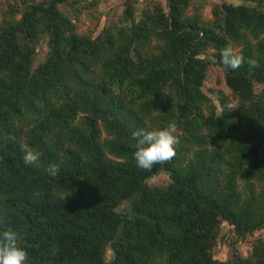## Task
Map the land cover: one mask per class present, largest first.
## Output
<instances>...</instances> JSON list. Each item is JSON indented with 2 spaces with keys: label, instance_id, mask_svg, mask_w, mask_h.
Returning <instances> with one entry per match:
<instances>
[{
  "label": "trees",
  "instance_id": "obj_1",
  "mask_svg": "<svg viewBox=\"0 0 264 264\" xmlns=\"http://www.w3.org/2000/svg\"><path fill=\"white\" fill-rule=\"evenodd\" d=\"M2 1L0 230L22 234L28 264H264L262 237L245 258L213 257L224 226L240 241L264 229V9L252 4L263 0H218L211 20L187 15L190 0H123L126 24L94 36L72 13L87 0ZM227 45L259 66L225 69ZM169 123L176 156L138 168L132 133ZM22 144L41 153L36 165Z\"/></svg>",
  "mask_w": 264,
  "mask_h": 264
},
{
  "label": "rangeland",
  "instance_id": "obj_2",
  "mask_svg": "<svg viewBox=\"0 0 264 264\" xmlns=\"http://www.w3.org/2000/svg\"><path fill=\"white\" fill-rule=\"evenodd\" d=\"M234 4L244 3L242 0H231ZM2 0H0V25L2 24ZM151 6L160 3V6H165V0H147ZM219 2L218 0H190V3L186 9V14H200L203 19L211 20L212 15L211 11L213 6ZM122 3L123 0H105L101 4H97L95 7L88 6L87 3H82L83 7L74 6L72 13L74 14L73 18L74 23H76V30L80 34H91L92 36L96 35L100 30L107 26L114 25L119 27L126 23H120V18L122 17ZM258 4L264 9V0L260 2H253V4ZM46 34V33H44ZM41 36V35H40ZM157 42L152 41L148 46L152 52L156 51ZM48 51V42L47 37L42 36L39 38L38 42L34 45V63H41L44 60L46 52ZM220 81V82H219ZM222 72L221 68L213 65L212 63L208 64L207 74L205 77L206 85L210 88H215L219 86L222 82ZM224 82V81H223ZM167 181V175L160 173L156 176H153L150 179V183L153 185H158ZM126 205V204H125ZM122 205L121 207H123ZM259 237L264 238V229L256 231L253 236H250L245 241L237 240V237L229 232L227 226H224L223 229L219 232L216 243L213 249V257L220 261H226L232 257L234 253H237L239 258H245L250 255L252 251L253 243L259 239ZM110 251L107 250L105 253V259H108Z\"/></svg>",
  "mask_w": 264,
  "mask_h": 264
},
{
  "label": "clouds",
  "instance_id": "obj_3",
  "mask_svg": "<svg viewBox=\"0 0 264 264\" xmlns=\"http://www.w3.org/2000/svg\"><path fill=\"white\" fill-rule=\"evenodd\" d=\"M220 62L225 69L232 70L239 69L245 63L250 68L259 66L254 58L245 61V57L232 45H227L220 51ZM220 107L222 112L225 110L231 112L239 108V104L233 99L221 104ZM132 136L135 139L133 158L136 166L145 171H150L154 165L171 161L176 156V148L180 144L175 123H169L166 127L155 130L138 129L132 133ZM21 150L25 165H36L39 162L41 158L39 151L27 144H22ZM58 170V165L55 163L49 164L46 168V171L53 176ZM21 240L22 234L10 227L0 230V264H28L29 255L22 246Z\"/></svg>",
  "mask_w": 264,
  "mask_h": 264
}]
</instances>
